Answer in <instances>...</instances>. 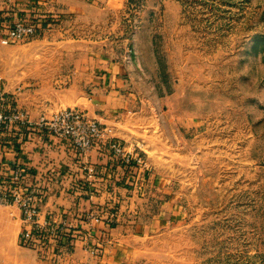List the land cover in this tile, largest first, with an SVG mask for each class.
Returning <instances> with one entry per match:
<instances>
[{
  "label": "rangeland",
  "instance_id": "1",
  "mask_svg": "<svg viewBox=\"0 0 264 264\" xmlns=\"http://www.w3.org/2000/svg\"><path fill=\"white\" fill-rule=\"evenodd\" d=\"M91 4L81 17L25 16L37 33L0 43L7 104L20 105L5 87L29 83L89 114L86 62L127 59L130 135L147 162L137 168L161 187L135 203L164 220L136 263L264 264V0Z\"/></svg>",
  "mask_w": 264,
  "mask_h": 264
},
{
  "label": "crops",
  "instance_id": "2",
  "mask_svg": "<svg viewBox=\"0 0 264 264\" xmlns=\"http://www.w3.org/2000/svg\"><path fill=\"white\" fill-rule=\"evenodd\" d=\"M91 5V0H0V43L14 40L9 35L13 20L25 16L45 20L46 16L66 14L81 17ZM129 67L127 59L114 60L105 55L86 62L80 75L95 85L91 98L82 100L87 102L89 115L113 124L127 148L132 149L142 142L130 135L129 120L137 111L125 97L129 94L125 83ZM27 84L4 90L17 96L20 108L31 121L64 108L63 90L51 86L26 88ZM87 159L88 163H83L69 143L47 131L25 127L0 130V178L12 177L17 165L26 167L27 182L41 191L40 221L72 224L67 235L51 236L44 248L23 244L22 210L15 203H0V264H137L141 239L164 220L158 214L145 218L142 205L135 199L149 186L156 190L161 187L157 180L149 182L147 170L121 168L104 144L96 145ZM88 166L95 171L88 170ZM113 205L118 209L114 221L107 215H112V210L93 221L85 220L91 210Z\"/></svg>",
  "mask_w": 264,
  "mask_h": 264
},
{
  "label": "built area",
  "instance_id": "3",
  "mask_svg": "<svg viewBox=\"0 0 264 264\" xmlns=\"http://www.w3.org/2000/svg\"><path fill=\"white\" fill-rule=\"evenodd\" d=\"M38 25L25 18H19L9 23V35L12 39L23 40L37 33ZM8 95L0 90V130H11L14 127H25L47 131L64 139L78 153L83 163H88L89 152L98 144L107 146L110 154L115 155L116 163L121 168L129 166L137 167L147 165L140 146L127 148L125 141L115 133L113 125L102 123L90 116L84 110L77 107H64L54 111L51 115H43L35 121H31L26 112L18 105L7 104ZM88 170L95 171L88 166ZM91 171V172H92ZM27 168L17 165L10 178H0V203H15L22 210L24 227L21 232V242L27 245L46 247L51 236L68 234L71 225L54 224L50 219L41 222L40 199L41 191L38 186L31 185L27 181ZM91 210L86 219L93 221L96 217L107 212ZM110 221H114V213L107 214ZM54 238V239H55Z\"/></svg>",
  "mask_w": 264,
  "mask_h": 264
}]
</instances>
